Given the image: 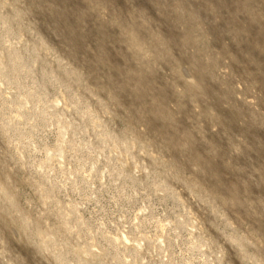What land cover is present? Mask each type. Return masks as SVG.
I'll return each mask as SVG.
<instances>
[{"label":"rangeland","instance_id":"1","mask_svg":"<svg viewBox=\"0 0 264 264\" xmlns=\"http://www.w3.org/2000/svg\"><path fill=\"white\" fill-rule=\"evenodd\" d=\"M0 264H264V0H0Z\"/></svg>","mask_w":264,"mask_h":264}]
</instances>
